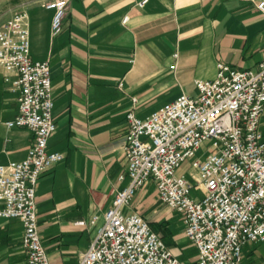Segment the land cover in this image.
I'll return each mask as SVG.
<instances>
[{"label": "crops", "instance_id": "0c3cea01", "mask_svg": "<svg viewBox=\"0 0 264 264\" xmlns=\"http://www.w3.org/2000/svg\"><path fill=\"white\" fill-rule=\"evenodd\" d=\"M47 1L0 0V23L26 12L30 55L50 66L55 129L47 149L63 158L36 182L37 227L50 240V264H77L92 238L79 247L90 215L100 216L128 180L118 178L126 163V111L143 117L181 92L194 94L193 80L212 78L218 61L256 68L264 16L256 0H67L61 29L51 34ZM15 113L16 92L0 69V163L21 159L32 141L27 128L6 127ZM259 125L264 135V109ZM125 211L138 212L150 226L166 221L172 239L167 245L179 258L181 241L193 247L181 216L172 223L177 211L157 200L152 181L135 192ZM10 225L18 228L16 249ZM21 233L18 219L0 217V262L25 264Z\"/></svg>", "mask_w": 264, "mask_h": 264}, {"label": "built area", "instance_id": "2783aa9c", "mask_svg": "<svg viewBox=\"0 0 264 264\" xmlns=\"http://www.w3.org/2000/svg\"><path fill=\"white\" fill-rule=\"evenodd\" d=\"M66 3L44 4L53 10L51 34L61 29ZM254 5L264 16V0ZM26 16L18 11L0 23L2 78L16 92V113L5 125L32 133L21 159L0 163V217L20 221L25 264H50L37 227L35 185L63 154L47 149L55 129L50 66L30 55ZM193 85L194 94L181 92L143 117L126 111V163L118 178L128 180L100 216L90 215L88 225L101 222L77 264H185L142 215L125 211L149 181L157 200L180 213L196 250L191 264H250L242 263V247L264 241V49L256 68L218 61L212 78Z\"/></svg>", "mask_w": 264, "mask_h": 264}, {"label": "rangeland", "instance_id": "374dc122", "mask_svg": "<svg viewBox=\"0 0 264 264\" xmlns=\"http://www.w3.org/2000/svg\"><path fill=\"white\" fill-rule=\"evenodd\" d=\"M181 166H183V168H182L183 170H186L188 165L186 163H183V165H181ZM149 196L150 195H148L147 197H149ZM157 206H159V204H156L155 208ZM174 215L175 216L172 219V221H173L172 223H175V221L178 219V215H180V213L175 212ZM100 222H101V219L96 221L95 224L90 225L89 227L86 228V231L83 233V235L81 237L84 240V242H80L79 247L82 248V247L86 246L88 236H93V234H94L97 226L100 224ZM8 228H9V234L11 235L10 236V243L12 245V248L16 249L19 247L17 244L18 243L17 242L18 228L15 225H10V226H8ZM42 233H43V231L40 230V234H41L40 236H41L43 243L46 247V252L50 254V252H51V248L49 246L50 240L47 239V237H45ZM184 244H185V241H181L178 245L179 248L181 249L180 258H181V260L184 261L185 264H191L192 261L195 260V256H196L195 247H184ZM17 250H19V249H17ZM249 251H252V253ZM255 253H258L259 255H256ZM242 256H243L242 263H250V264H256L258 262L264 263V241L253 242L249 245L243 246L242 247ZM0 264H8V262L7 261H1Z\"/></svg>", "mask_w": 264, "mask_h": 264}, {"label": "trees", "instance_id": "16d2710c", "mask_svg": "<svg viewBox=\"0 0 264 264\" xmlns=\"http://www.w3.org/2000/svg\"><path fill=\"white\" fill-rule=\"evenodd\" d=\"M151 227L160 234L161 238L166 244H170L172 242L170 229L166 221L162 220L156 222L154 224H151Z\"/></svg>", "mask_w": 264, "mask_h": 264}]
</instances>
